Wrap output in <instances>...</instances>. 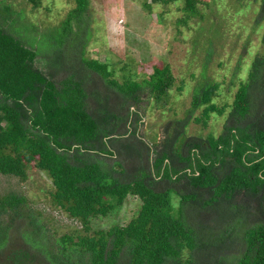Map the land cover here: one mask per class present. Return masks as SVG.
Segmentation results:
<instances>
[{
	"label": "trees",
	"instance_id": "trees-1",
	"mask_svg": "<svg viewBox=\"0 0 264 264\" xmlns=\"http://www.w3.org/2000/svg\"><path fill=\"white\" fill-rule=\"evenodd\" d=\"M185 1L197 16L201 1ZM248 1L264 29V0ZM76 3L44 27L0 0V174L46 172L52 204L83 225L57 237L25 194H0V264H264V30L222 132L186 136L212 100L207 86L151 144L140 108L169 99L171 67L119 80L110 61L88 56L98 29L90 0ZM131 195L142 206L128 224L93 230L92 218Z\"/></svg>",
	"mask_w": 264,
	"mask_h": 264
},
{
	"label": "rangeland",
	"instance_id": "rangeland-1",
	"mask_svg": "<svg viewBox=\"0 0 264 264\" xmlns=\"http://www.w3.org/2000/svg\"><path fill=\"white\" fill-rule=\"evenodd\" d=\"M200 1L198 15L188 17L185 0L167 4L163 0H90L88 15L98 29L87 49L90 58L110 61L119 80L128 74L141 81L157 65L171 67L175 81L169 99L159 103L150 98L140 108L144 116L141 130L151 144L160 140L170 121L187 117L196 94L207 86L214 90L212 100L196 108L186 136L219 135L261 49L264 29L255 28L258 10L253 2L247 0L241 5L237 0ZM3 2L44 27L60 24L77 6L76 0ZM211 105L229 107L223 115L212 110L204 117ZM53 189L47 173L35 167L29 170L26 181L0 174V194L10 190L25 194L50 233L60 237L81 230L80 221L52 204ZM141 206L142 200L131 195L122 207L107 216L92 218L90 224L93 230L126 225Z\"/></svg>",
	"mask_w": 264,
	"mask_h": 264
}]
</instances>
